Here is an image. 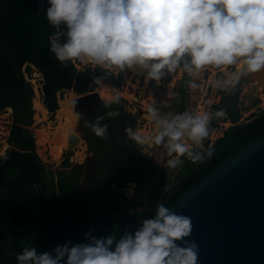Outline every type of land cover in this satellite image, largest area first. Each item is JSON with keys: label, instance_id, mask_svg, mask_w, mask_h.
Segmentation results:
<instances>
[{"label": "clouds", "instance_id": "clouds-1", "mask_svg": "<svg viewBox=\"0 0 264 264\" xmlns=\"http://www.w3.org/2000/svg\"><path fill=\"white\" fill-rule=\"evenodd\" d=\"M43 3V0H40ZM42 8L53 32L48 52L64 67L93 70L90 84L106 89L100 103L107 111L85 127L97 138L109 139L105 118L120 116L131 81L139 109L150 130L125 123V144L158 147L166 167L200 165L214 157V123L227 117L224 107L205 99L203 108L182 103L180 88L190 95H229L250 74L264 71V0H47ZM112 81H123L114 83ZM152 89L161 90L157 98ZM147 97L148 99H145ZM79 98L72 105L77 107ZM151 156L149 154H144ZM7 153H0L6 162ZM135 181L124 190L135 198ZM60 192H57L59 195ZM139 199V198H138ZM130 208L136 219L123 229L71 239L50 250L24 246L17 264H199V244L186 239L192 219L157 201Z\"/></svg>", "mask_w": 264, "mask_h": 264}, {"label": "trees", "instance_id": "trees-1", "mask_svg": "<svg viewBox=\"0 0 264 264\" xmlns=\"http://www.w3.org/2000/svg\"><path fill=\"white\" fill-rule=\"evenodd\" d=\"M47 6V0L43 3L40 0H0V76L8 80L0 87V109L13 107L14 122L8 142L15 145L11 149V158L0 162V264H17L16 254L24 246H37L38 250L45 251L67 239L73 243L82 241L89 229H94L98 235L119 227L123 229L125 224L136 219L134 214L128 215L127 210L142 204L140 187L157 190L152 184L155 170L160 168L167 174L165 167L154 163L138 146L131 142L125 144L122 134L105 179L90 187L80 186L83 164L71 166L66 158L62 162L64 168L59 170V187L49 190L44 179V166L35 152L34 138L27 127L34 111L32 88L21 68L31 60L46 73L44 97L50 111L58 108L57 92L72 85L76 68L62 66L54 54L48 52V37L53 28L42 9ZM2 45L8 49H3ZM86 70L93 72L89 68ZM180 92L183 99L178 106L182 110L187 91L181 88ZM113 108H118L120 116L105 118L110 134L117 130L123 133L126 122L135 127L134 114L121 105ZM106 111L100 103L97 113L84 120L94 121ZM227 114L234 124L214 143V157L200 165L184 164L179 181L161 201L166 206L174 203L184 190L213 170L217 163L235 154L242 144L264 132V110L251 114L245 122H239L241 114L237 104ZM105 141L101 139L95 144L100 146ZM112 179L119 188L112 187ZM132 180L139 183L137 199L128 197L122 189ZM55 196L59 200L56 203ZM157 196L158 193L153 195L154 198ZM152 214L154 211L147 216Z\"/></svg>", "mask_w": 264, "mask_h": 264}, {"label": "water", "instance_id": "water-1", "mask_svg": "<svg viewBox=\"0 0 264 264\" xmlns=\"http://www.w3.org/2000/svg\"><path fill=\"white\" fill-rule=\"evenodd\" d=\"M253 81L264 87V71L245 77L218 107L232 110ZM100 96L98 91L78 95L75 110L81 113L79 105L100 102ZM76 137L69 138L71 145ZM168 207L192 219L193 231L186 239L199 244V264H264V132L204 173Z\"/></svg>", "mask_w": 264, "mask_h": 264}, {"label": "rangeland", "instance_id": "rangeland-1", "mask_svg": "<svg viewBox=\"0 0 264 264\" xmlns=\"http://www.w3.org/2000/svg\"><path fill=\"white\" fill-rule=\"evenodd\" d=\"M2 48L7 50L8 47L6 45H2ZM76 68V73L79 70L77 67ZM22 72L24 74V77L26 81L29 82L32 88V105H33V115H32V122L30 125H27L29 128L30 132L32 133V136L34 138V143H35V152L37 156L40 158L41 163L44 166V179L48 182V187L49 190H54L59 187L58 185V178H59V170L64 168L62 166V162L68 158L69 161L72 163L71 166H74L78 163L83 164V169L81 171L80 179H79V185L83 187H90L94 185L95 183L99 182L100 180L105 179L108 174L110 173V167L113 164V159L112 156L114 154V148L119 144V141L122 138L121 130H117V132L109 133V139L105 141L102 145L97 146L96 143L99 142L101 139L97 138L93 133L89 131L87 127H85V120L81 114L75 110V108L72 105V101L75 97L78 95L82 94L79 89H75L74 87H69V88H62L57 92L58 95V107L60 105L59 101L61 98H64L65 96L69 98L71 101L72 108L74 112L77 114L75 118V122L73 125V130H76L82 137L81 143L79 146L83 147L82 154H83V160L78 161L77 158H73L72 154L73 151L70 153H67L66 151L63 152L62 159L60 162L56 163L53 160H49L50 155L48 153V150L42 147V153L46 156V158L42 157V155L38 151V145H37V138H36V130L38 129L39 125L41 123H45L48 120L52 121V125H55L56 122V117H55V111H50L49 114L47 115V119L43 121V117H39V115H42V113H38L37 120H36V109L33 104V98L36 96V91H40V97L45 104V97H44V76L41 74V70H39L37 67L31 65L29 62H25L22 66ZM87 68H84L83 71H87ZM37 74V75H36ZM1 77V76H0ZM8 82L7 79L4 80V77L0 78V87L3 86ZM74 82L76 83V80L74 78ZM123 81H120L122 83ZM41 87V89H40ZM134 83L129 82L125 87H124V92L126 94V98L122 100L121 106L123 107L124 110L131 112L136 116V124L135 127L140 128L142 130H150V125L145 121L143 113L139 109V101L137 99V93L134 90ZM96 89V91L99 92L100 95H106L107 90L106 89H98L97 87H93ZM181 89V88H180ZM179 89V90H180ZM36 90V91H35ZM152 91L155 92L156 97L162 98V91L161 90H156L152 89ZM224 94L220 93H210L207 98L202 97L199 93H194V94H189L187 92L186 97L184 99V105L185 107H191L193 109L197 108H203L205 106V99L210 100L212 102L213 107H216V105L223 100ZM145 99H148L145 97ZM46 105V104H45ZM237 105L240 109V120L239 122H245L248 120V117L253 114V113H258L262 110H264V87L257 82L253 81L250 84H248L240 94L239 98L237 99ZM10 107V108H9ZM174 108H177L181 110V108L174 104ZM6 116H5V115ZM41 120V121H40ZM13 122H14V110L11 108V106H6L0 109V153L4 151L3 153H7L8 159L11 158V149L15 146L14 144H11L8 142L10 133L12 131L13 127ZM234 123L231 121V118L228 116L225 120L221 122H217L213 134L211 136V142L215 143L216 140L223 136L226 129L233 125ZM37 128V129H36ZM86 136H89V139L86 140ZM94 136V138H93ZM95 139V140H94ZM8 142V146H5L4 142ZM79 143V142H78ZM74 146L77 145L76 142L72 143ZM83 145V146H82ZM139 147V146H138ZM85 148V149H84ZM142 152L145 154H149L151 156H148L154 163L159 164L163 167L166 168V173H167V179H166V185H159L157 190L151 191L148 188H144L141 186V191H142V204L134 206L133 208L144 206V201L147 199L150 202V209L151 211L143 213V215L147 216L151 212L154 211L155 209V204L156 202L162 201L165 199L166 195L168 194V191L173 187L174 184H176L179 181L180 178V172L182 168L172 170L166 167V155L164 154V150L158 147L154 148H143L139 147ZM185 172V170L183 171ZM130 182H128L127 186L123 187L122 189H126L128 187ZM111 185L114 188H119L116 184V182L111 181ZM36 187L37 185L34 184ZM139 186V184H138ZM137 186V187H138ZM34 187V188H35ZM137 187L135 189V195L137 194ZM158 193V196L156 198L153 197ZM58 196H55L54 203L58 202Z\"/></svg>", "mask_w": 264, "mask_h": 264}, {"label": "bare ground", "instance_id": "bare-ground-1", "mask_svg": "<svg viewBox=\"0 0 264 264\" xmlns=\"http://www.w3.org/2000/svg\"><path fill=\"white\" fill-rule=\"evenodd\" d=\"M35 94L36 96H34L35 98H33V104L36 109V120L38 118L37 114L42 113V115H39V117L45 116L42 121L44 122L47 119V115L50 111L40 97L41 92L37 90ZM59 103L60 105L55 111L56 124L52 125V121L48 120L45 123H41L39 127H37L38 129L36 128L38 151L43 158H46V156L42 153V147H44L48 150V153L50 155L49 160H53L56 163L60 162L63 156V152L65 151H73V158H77L78 161L83 160V154L81 150L83 147L79 146L81 143L80 139L82 137L79 136L80 134L76 130H73V125L77 114L74 112L68 96L61 98ZM72 135H76V139H78L76 142L77 145L75 146L69 143V138ZM4 144L5 146H8L7 141H5ZM3 152L4 151H2V153Z\"/></svg>", "mask_w": 264, "mask_h": 264}, {"label": "flooded vegetation", "instance_id": "flooded-vegetation-1", "mask_svg": "<svg viewBox=\"0 0 264 264\" xmlns=\"http://www.w3.org/2000/svg\"><path fill=\"white\" fill-rule=\"evenodd\" d=\"M40 68V67H39ZM93 72H90V71H83V69L81 70V72H78L75 74V80H76V83L74 82L73 80V83L70 87H74V85H76V88L79 89V88H83L81 90V93H86V92H94L96 91V89H94L93 87L95 86H92L90 84V81H91V76H92ZM46 81V79H45ZM44 81V83H45ZM66 88V87H65ZM69 88V87H67ZM100 104V102H93V103H84L82 105H79V109L81 111V116L86 117V116H94L97 111H98V105ZM47 107V106H46ZM125 126V125H123ZM89 139V136H86V140ZM156 175H155V178H154V182L152 183L153 186L155 188H158L159 185H162V179H165L164 180V183L163 185H166V179H167V174H165L160 168L156 169ZM143 176H145V174H143ZM111 181H114L116 182L114 179H112ZM132 181H135V180H132ZM132 181H129V182H132ZM137 186H138V182L135 181ZM158 186V187H157ZM123 188V187H122Z\"/></svg>", "mask_w": 264, "mask_h": 264}]
</instances>
